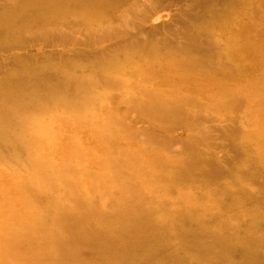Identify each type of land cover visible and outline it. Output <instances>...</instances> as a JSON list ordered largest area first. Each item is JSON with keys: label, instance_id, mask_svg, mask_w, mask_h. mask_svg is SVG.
Segmentation results:
<instances>
[{"label": "bare ground", "instance_id": "6f19581e", "mask_svg": "<svg viewBox=\"0 0 264 264\" xmlns=\"http://www.w3.org/2000/svg\"><path fill=\"white\" fill-rule=\"evenodd\" d=\"M106 26L83 58L0 51V126L44 121L31 139L70 154L18 184L0 264H264V0H0V32Z\"/></svg>", "mask_w": 264, "mask_h": 264}, {"label": "rangeland", "instance_id": "374dc122", "mask_svg": "<svg viewBox=\"0 0 264 264\" xmlns=\"http://www.w3.org/2000/svg\"><path fill=\"white\" fill-rule=\"evenodd\" d=\"M218 1L222 2V0ZM185 9L187 8L183 5V10L185 12L188 11ZM200 12L201 9L195 5V11L194 13H191L200 14ZM173 14L174 12L172 13V15ZM180 15H183V13H180L178 16L175 15V18L172 21L163 23L165 27H168V29H170L169 33L171 35L175 30H177V28L183 26L182 19L179 18ZM136 22L137 23H135V28L133 30H129L128 34H135L137 32L139 24L138 21ZM143 28L145 29V27ZM111 30L112 29L110 28V26H106L104 27V29L99 30L70 29L65 30L64 32L52 33L47 36H41L39 34H32L27 32H17L12 34L11 32H0V51H7V49H9V44H14L19 41H25L28 44L35 45L36 49L43 48L44 50L42 51L45 54L52 55L51 49L48 52L47 47L51 45H57L60 47H67L69 50L71 49L73 51L72 54L74 56L76 55L83 58L87 53H91L95 48H103L105 46H108L111 43L110 41L114 40ZM38 44H41V47H37ZM55 60L59 62L58 56H55ZM43 61L44 57L41 58V60L39 59V63H42ZM13 68L16 69V66L12 64L11 60H7L6 57L0 54V77L8 78L4 75H6L9 71L14 70ZM45 74H47V77H53L52 73L46 72ZM6 112L7 111H2V113H0V116L14 117L11 112H9V114H7ZM22 115L25 117H29L28 113ZM43 123L44 121H42L39 125L34 126L30 125L29 123H16V125L14 126H0V131H3L6 135H9L8 137H0V213H6L8 210L6 209V206L8 205L11 208L15 207L14 209H20L28 205L25 201V196L27 195V193H25L24 190L18 186L19 183H29L34 180L51 179L54 175L46 168V165L51 164L54 167H58L64 161H66L67 158H70L69 153L66 158L55 156L53 151L61 148L57 147V145L54 144L55 142H39L36 139H31L35 136L34 129L36 127L41 128V132L45 130L44 128L46 127V123ZM67 136L68 135L65 134V138ZM29 141H32V145L29 144ZM19 143H23L24 146H22V144L20 145ZM52 146H55V148ZM34 151L39 154L36 159H33L32 157V153H35ZM67 175L69 174L67 173ZM73 179H75V177H73Z\"/></svg>", "mask_w": 264, "mask_h": 264}]
</instances>
